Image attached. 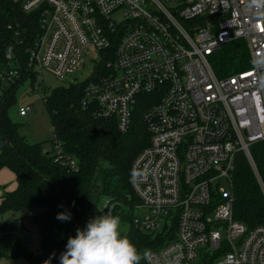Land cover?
<instances>
[{"label":"built area","instance_id":"built-area-1","mask_svg":"<svg viewBox=\"0 0 264 264\" xmlns=\"http://www.w3.org/2000/svg\"><path fill=\"white\" fill-rule=\"evenodd\" d=\"M15 1L40 14L28 72L66 80L89 61L83 104L95 103L121 132L140 96L155 99L144 115L150 143L130 171L135 208L146 213L132 227L165 240L147 253V264H264V224L249 229L234 218L233 192L244 155L264 197L252 154L264 142V16L247 0ZM236 40L246 42L252 67L219 78L210 57ZM7 59L0 82L12 85L18 71L12 54ZM103 60L106 71L91 80ZM32 111L28 105L19 114ZM54 151L61 155L58 142ZM103 203L95 217L113 215L110 201Z\"/></svg>","mask_w":264,"mask_h":264},{"label":"trees","instance_id":"trees-1","mask_svg":"<svg viewBox=\"0 0 264 264\" xmlns=\"http://www.w3.org/2000/svg\"><path fill=\"white\" fill-rule=\"evenodd\" d=\"M39 20V12H24L20 1L0 0V72L9 69L8 54H12L13 69L18 71L12 85L0 82V170L12 171L17 183L15 190L3 193L0 216L6 212L22 214L11 222H1L0 233L29 232L30 225H24L28 219L38 230L40 254L19 242L11 249V257L23 256L28 264H43L52 257V264H58L68 238L76 235L77 228L86 227L85 212L90 203L109 200L114 206L113 216L133 223L132 213L140 202L131 187L130 171L133 161L150 143L144 115L155 99L140 96L129 130L121 132L114 117L98 114L95 103L84 106L88 81L59 86L42 98L54 128L53 138L29 144L11 120L10 111L17 103V88L28 78L33 82L36 74H29L26 68L29 48L40 32ZM210 62L219 78L252 67L244 40L225 44ZM105 69L103 60L95 66L91 80L98 79ZM56 142L61 155L54 153ZM47 144L51 146L49 152L45 150ZM252 154L264 180V142L254 144ZM65 157L75 160L76 166L65 165ZM233 185L234 218L249 229L264 224V197L244 155L238 158ZM33 210L38 212L30 214ZM64 211L71 213L70 221L56 219ZM95 215L92 213L91 218ZM126 236L142 257L139 264H147L145 253L165 244L163 238L137 231L132 225Z\"/></svg>","mask_w":264,"mask_h":264},{"label":"rangeland","instance_id":"rangeland-1","mask_svg":"<svg viewBox=\"0 0 264 264\" xmlns=\"http://www.w3.org/2000/svg\"><path fill=\"white\" fill-rule=\"evenodd\" d=\"M91 73L92 67L89 61H87V65L84 69L78 70L74 76L66 80H60L51 71L38 69L36 77L34 75L33 82L28 78L17 88V103L10 111V118L19 126L21 135L26 138L29 144L42 143L53 138L54 128L44 105V101L42 100L46 92L54 90L59 86L69 85L73 82H84L86 79H88ZM28 105L33 108V111L27 117H21L19 114V109ZM45 150L47 152L51 150L50 144L45 146ZM11 173H9V175H11ZM222 186H226L225 180L222 181ZM104 201L99 200L96 202V205L94 202L87 205L85 212L86 222L91 219L92 213L96 214V212L101 211ZM36 212H38V210H33L30 212V214H35ZM132 214L135 218L143 217L146 213L141 208H135ZM21 215L22 214L18 212H6L0 216V223L2 222L1 220H4L3 222H11ZM131 225V222L121 221L122 235L126 236L127 232L131 228ZM18 238L23 244L27 246L29 251L35 255L40 254L39 233L37 228L30 224V231L27 233V237L23 236L22 234L16 235L0 233V264H28L27 260L23 256L11 257V254H8L9 248L11 247L10 244H12V242Z\"/></svg>","mask_w":264,"mask_h":264},{"label":"clouds","instance_id":"clouds-1","mask_svg":"<svg viewBox=\"0 0 264 264\" xmlns=\"http://www.w3.org/2000/svg\"><path fill=\"white\" fill-rule=\"evenodd\" d=\"M247 5L264 16V0H247ZM71 218L67 211L56 216L62 222ZM141 258L132 241L122 235L121 218L108 213L91 218L85 228L76 229V235L68 238L65 251L59 256V264H139ZM43 264H52V257Z\"/></svg>","mask_w":264,"mask_h":264},{"label":"crops","instance_id":"crops-1","mask_svg":"<svg viewBox=\"0 0 264 264\" xmlns=\"http://www.w3.org/2000/svg\"><path fill=\"white\" fill-rule=\"evenodd\" d=\"M10 171V170H9ZM8 169L0 171V203H1V197L3 195L4 192H8V191H13L15 190L17 183H16V177L14 175V173L12 171L9 172ZM11 173V175H9V173ZM2 222L4 220H1ZM11 221V220H8ZM8 234H20V233H8ZM27 237V235H26ZM20 238V237H19ZM16 239L12 242L11 247L9 248V255L11 254V249L19 242H22L21 240Z\"/></svg>","mask_w":264,"mask_h":264}]
</instances>
